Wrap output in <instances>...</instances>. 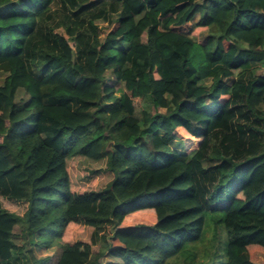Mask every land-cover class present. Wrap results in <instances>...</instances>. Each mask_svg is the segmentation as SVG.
Wrapping results in <instances>:
<instances>
[{"label": "trees", "instance_id": "obj_1", "mask_svg": "<svg viewBox=\"0 0 264 264\" xmlns=\"http://www.w3.org/2000/svg\"><path fill=\"white\" fill-rule=\"evenodd\" d=\"M1 73L0 264H261L264 0H0Z\"/></svg>", "mask_w": 264, "mask_h": 264}, {"label": "rangeland", "instance_id": "obj_2", "mask_svg": "<svg viewBox=\"0 0 264 264\" xmlns=\"http://www.w3.org/2000/svg\"><path fill=\"white\" fill-rule=\"evenodd\" d=\"M113 19H114V17L113 18L112 17H108L106 23L100 21V22H96V24L99 25V26L111 25L112 24L111 22L113 21ZM206 36H207V32L200 34L198 37H196V39H197V41H202V40L205 39ZM5 77H6V74H4V73L0 74V85H2L3 80L5 79ZM113 85H116V84L114 83ZM116 86H117L116 87L117 89H124V86H122V85H116ZM20 98L26 99V96L21 93ZM144 111H146V112H152L153 111L151 109V104L150 103H148V102L145 103L141 109L137 110L136 117L139 118V119H142ZM174 147L179 149L180 151L183 150L182 145H180L179 143H175ZM74 167L77 170L78 185H81V186H84V187L87 186L89 182L84 178L83 170H85L86 168H92V169L101 168L99 165H97V164H95L93 162H90L89 160H86L84 158L76 159ZM219 229H220L221 233L224 236H226V232H224V230H223L221 225L219 226ZM15 234H16L17 243L19 245L24 243V241L21 238L20 227H17L15 229ZM29 250L32 251L33 256H34L33 258H34L35 261L47 259L48 262L46 264H54L58 260V258L60 256V253H61V248L60 247H55V248H53L51 250H45L44 247L32 246V247H29ZM97 250L98 249H94L95 252H97ZM109 260L110 259L106 257V258H103L101 261L104 262V261H109ZM20 261H21L20 262L21 264H27L24 259L20 258ZM260 263L264 264V256H260ZM28 264H30V263H28ZM31 264H34V263L32 262Z\"/></svg>", "mask_w": 264, "mask_h": 264}]
</instances>
